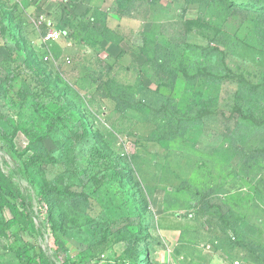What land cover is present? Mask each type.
<instances>
[{
  "label": "rangeland",
  "instance_id": "obj_1",
  "mask_svg": "<svg viewBox=\"0 0 264 264\" xmlns=\"http://www.w3.org/2000/svg\"><path fill=\"white\" fill-rule=\"evenodd\" d=\"M0 153L43 224L0 264H60L49 217L72 264H264V0H0Z\"/></svg>",
  "mask_w": 264,
  "mask_h": 264
},
{
  "label": "trees",
  "instance_id": "obj_2",
  "mask_svg": "<svg viewBox=\"0 0 264 264\" xmlns=\"http://www.w3.org/2000/svg\"><path fill=\"white\" fill-rule=\"evenodd\" d=\"M28 69L37 76L41 84H47L48 78L44 71L33 61H25ZM90 130L87 122L79 118L75 128L72 130V137L75 142L82 141L89 137ZM42 162L40 155H34L30 159H21V167L24 173L29 174L31 169ZM50 189L44 186L41 190L40 202L46 206V214L50 213L47 196ZM0 210L7 213L3 222L4 230L7 232L30 231L33 234L42 232L43 224L37 222L39 216L33 209L31 198L15 182L13 177L6 173L2 166L0 153ZM47 217V215H45ZM51 223L50 229L53 238L54 247L52 248L60 260V264H72L70 259L64 254V248L61 245L55 226L52 224L50 217L48 223ZM16 256L21 264H56V261L45 250H36V246L26 242L15 249Z\"/></svg>",
  "mask_w": 264,
  "mask_h": 264
},
{
  "label": "built area",
  "instance_id": "obj_3",
  "mask_svg": "<svg viewBox=\"0 0 264 264\" xmlns=\"http://www.w3.org/2000/svg\"><path fill=\"white\" fill-rule=\"evenodd\" d=\"M59 37V34L57 32H49L47 38L49 39H56Z\"/></svg>",
  "mask_w": 264,
  "mask_h": 264
}]
</instances>
